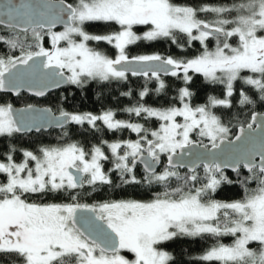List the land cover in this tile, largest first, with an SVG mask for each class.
Returning <instances> with one entry per match:
<instances>
[{
    "label": "snow or ice",
    "instance_id": "6c2138e0",
    "mask_svg": "<svg viewBox=\"0 0 264 264\" xmlns=\"http://www.w3.org/2000/svg\"><path fill=\"white\" fill-rule=\"evenodd\" d=\"M200 13H212L216 18L202 20ZM94 22L116 24L119 30L89 34L85 25ZM56 23H64L65 30L52 32ZM137 26L146 29L143 35L137 34ZM0 28L8 30L7 35H0V43L20 52L19 56H0V92L19 96L27 86L34 96L43 97L51 88L65 83L84 88L94 81L126 80L128 66L139 64L143 66L141 71L132 74L155 78L158 90L166 88L161 72L178 76L182 71L187 84L193 71L210 83L224 84L228 98L234 94V82L243 81L264 102V0H240L232 7L181 6L172 0H77L75 4H66L65 0H0ZM45 31L51 36V50L41 43ZM29 33L35 50L27 43ZM181 36L186 38L185 43L199 41L204 51L186 61L158 54L130 59L126 54L129 45L142 40L178 43ZM233 37L237 38L236 46L229 42ZM209 38L216 41L215 51L208 50ZM61 41L66 46H61ZM90 41L106 42L118 50V55L113 59L95 51L88 47ZM147 95L146 89L140 93L141 98ZM192 95L188 87L180 90L183 107L158 110L139 105L126 109L136 117L161 121L157 130L116 119L111 110L101 114L60 110L57 117L51 109L29 106L17 113L10 103L0 105V137L25 133L33 126L40 131L39 121L53 122L61 128L70 123L87 124L95 130H99V121L107 130L130 129L138 135L136 141L107 145L122 185L142 182L135 174L137 163L142 162L149 173L147 182L165 189L151 202L126 199L94 206L32 203V195L68 193L75 200L76 190L85 184L93 188L97 184L112 185L102 164L109 157L101 147L89 153L70 143L42 147L39 156L24 151L23 163H15L11 154L15 149H9L7 162H0L4 177L0 181V264H172L174 258L159 249L161 243L203 234L234 238L231 245L217 244L208 250L201 257L204 261L264 264V122L254 127L257 117L253 115L252 123L247 129L240 128L234 142L229 139V128L209 110L216 106L230 108L231 100L213 97L209 105L194 108L188 102ZM239 102L252 105L256 101L241 91ZM193 132L209 144L197 145L191 138ZM197 148L206 151L200 153ZM186 154L203 164L205 177L200 187H195L198 165L192 167L190 176L181 177L176 171L185 166L180 158ZM162 157L167 165L157 174L155 165ZM30 161L35 162L34 167L29 166ZM241 166L250 173L249 179L256 181V187L249 188L244 181L241 199H212L222 184L233 183L224 169L239 172ZM172 178L181 184L169 190Z\"/></svg>",
    "mask_w": 264,
    "mask_h": 264
},
{
    "label": "trees",
    "instance_id": "16d2710c",
    "mask_svg": "<svg viewBox=\"0 0 264 264\" xmlns=\"http://www.w3.org/2000/svg\"><path fill=\"white\" fill-rule=\"evenodd\" d=\"M68 3L75 4L77 0H65ZM181 6H211V7H229L233 6L240 0H172ZM199 18L206 21L214 20L212 13H200ZM143 28V27H142ZM87 30L95 35H104L116 31V26L113 24L90 23L87 25ZM8 30L0 28V35H7ZM48 32L42 33L43 41L42 46L46 49L51 48L50 38ZM28 44L33 45L35 50V43L31 39V33L28 34ZM186 38L181 36L178 43H173L170 40H157V41H142L141 43L131 45L129 53L133 56L141 55H161L163 57H171L176 60L186 61L200 55L204 51V45L199 41L185 43ZM234 45L237 41L232 39ZM208 50H215L216 41L214 38H209L206 42ZM232 43V42H231ZM105 45H98V49L106 51ZM106 53H109L106 51ZM110 54V53H109ZM19 56L20 52L17 49L12 52L6 45L0 43V56ZM251 75V73H246ZM189 76L192 77L191 83H185L183 74L178 76H167L161 79L165 82L166 88L159 89V83L155 78H130L127 82H93L87 85L85 89H78L69 91L62 95L50 96L43 100H37L26 94H21L19 97L14 98L10 95L0 93V105L10 103L14 107H26L29 105H39L51 108L55 111V106L64 105V109L73 112H90L96 113L100 111L111 110L116 113L115 118L129 123H138L148 128L149 130H156L161 123L157 119L147 118L145 116L136 117L134 114L128 113L126 109L143 105L145 107L155 108L158 110H165L171 107L181 105L180 90L183 87H188L193 93L188 101L192 107H201L209 105L210 98L217 99H230L232 107L216 106L211 109L222 123L229 128V139H232L239 127H245L250 123L251 116L254 113H264V102L258 98V93L251 89L250 86L243 83V81L234 82V94L228 98L226 95V87L224 84H214L207 81L202 74L190 72ZM148 91V95L141 98L140 93L144 90ZM246 92L256 102L252 105L240 104V92ZM131 93V95H125ZM67 98V99H65ZM100 125V124H99ZM78 137V134L73 132H64L67 141H72V136ZM81 143L99 142L101 140H122L132 139L129 134L124 132L111 133L105 129L100 132H81ZM100 136L99 137H97ZM79 138V137H78ZM57 137L41 132L38 134L18 135L12 137H0V162H7L5 154L9 149H15L11 154L15 163H23L25 157L24 151H31L36 155H40L42 147H50L54 143H59ZM207 143V140L199 141V144ZM198 143V142H197ZM165 158V157H164ZM29 166L33 164L29 162ZM166 166L162 167L164 170ZM161 170V172H162ZM178 171L181 177L190 176L192 173L182 170ZM199 178L195 187H200L205 177L204 168H199L196 171ZM229 180L233 181L231 184H222L218 190L212 194V199L220 202H232L242 198L244 193V185L242 182L248 181L249 188L256 187V181L249 179L250 173L246 172L243 168L236 174L225 173ZM112 185L97 184L94 188L92 186H84L81 188V194H76V199L70 198L68 193L39 196L32 195L29 202L37 204H64L78 202L80 204H87L89 206L99 205L105 202L119 201L132 199L143 202H151L156 198V195L163 193L164 186L147 182V174L145 172L136 175L140 184H127L122 185L120 173H113ZM3 174H0V181H3ZM181 184L176 178H172L169 184V190L174 189ZM234 238L231 236L214 237L209 234H203L196 237H178L172 241L164 242L158 247L161 251L168 252L174 259L172 264H216V262L204 261L201 259L208 250L217 244L231 245ZM3 261V257H0ZM7 264V262H4Z\"/></svg>",
    "mask_w": 264,
    "mask_h": 264
},
{
    "label": "flooded vegetation",
    "instance_id": "af4514ba",
    "mask_svg": "<svg viewBox=\"0 0 264 264\" xmlns=\"http://www.w3.org/2000/svg\"><path fill=\"white\" fill-rule=\"evenodd\" d=\"M65 29H61V30H57L59 32H63ZM54 32V31H53ZM130 47V46H129ZM129 47L126 49L128 51V56L130 59H132V55L129 53ZM105 49H107L106 51L109 52L111 56H113V52L112 51H108V48L109 49H114V47H112L111 45H109V47H105ZM105 51V52H106ZM116 57V55L113 56V59ZM65 74L67 75L68 73L65 72ZM171 76V75H170ZM163 76H160V78H162ZM130 78H147L143 75H133V74H128L127 73V79L126 80H122V81H110V82H127ZM95 82V81H94ZM90 83H93V82H90ZM88 83V84H90ZM87 84V85H88ZM87 85L84 87V88H78L77 86L75 85H71V84H68L67 86H65L64 88H61L59 89L58 91L52 93V94H49L46 98H49L50 96H55V95H62L63 93H66V92H71V91H75V90H78V89H85L87 87ZM20 96V95H19ZM18 96V97H19ZM44 98V99H46ZM43 100V99H42ZM39 106V105H38ZM43 107V106H42ZM64 105L62 104V106H55V111H53L51 108V110L56 114V115H59L60 114V110H65L64 108ZM48 108V107H47ZM69 112H73V111H69ZM103 111H100V112H96V113H93V114H101ZM74 113H80V112H74ZM98 125H99V130H95V129H92L91 126L85 124L84 126H78V125H75V124H69L68 126L62 128V129H51L50 131L48 132H45L49 135H51L52 137H57L59 140V143H54L52 146L50 147H62V146H67L68 144L70 143H76L78 144L79 146L83 147L85 149L86 152H91V150L94 148V147H101L102 151L105 152V154H108V152L111 154V150L108 148V144L110 143H115V142H120V143H123V142H126L128 141L129 139L126 138V139H122V140H116V139H113V140H101L99 142H88V143H81V132H86V131H89V132H100L102 130H105L106 129V126H104L102 124V122H97ZM146 128V127H145ZM66 131H69V132H73V134H78V137H76L75 135L72 136V141H67L66 137H65V142H62L64 140V132ZM111 133H116V132H124L126 134H129L132 138V141H136L139 137L138 135L135 133V132H132L130 129H125V130H119V131H111L109 130ZM41 133V132H40ZM29 135V134H28ZM97 137L100 138V136L97 135ZM109 154V155H110ZM41 155V153H40ZM108 160H111V159H108ZM102 161V164H103V170L110 175L111 179H113V176L112 174L113 173H119L118 171L115 170V166L113 163H111L110 161ZM108 161V162H107ZM161 161H162V167L164 166L165 162H166V158L162 157L161 158ZM32 164L33 162L30 161ZM110 165V166H109ZM112 166L113 169L111 168ZM144 172L143 168L140 166V165H136V169H135V174L137 175L138 173H141V172ZM146 173V172H145ZM147 174V173H146ZM159 174V172L157 173ZM149 175V174H147ZM85 186H89L87 184H85ZM76 194H81V189H78L76 190ZM143 202V201H141ZM164 243V242H163ZM162 244V243H161ZM124 255H126L129 259H132V254L130 253H123Z\"/></svg>",
    "mask_w": 264,
    "mask_h": 264
},
{
    "label": "water",
    "instance_id": "95a60500",
    "mask_svg": "<svg viewBox=\"0 0 264 264\" xmlns=\"http://www.w3.org/2000/svg\"><path fill=\"white\" fill-rule=\"evenodd\" d=\"M16 2L19 3L20 0H16ZM52 2H53V3H58L59 0H52ZM65 3L67 4L68 2L65 1ZM65 19H67V17H65ZM61 29H65V24H64V23H56V24L51 28V31H57V30H61ZM45 32H47V31H45ZM142 67H143V66H142V65H139V64H131V65L128 66V72H127V73H128V74H132L134 71L137 72V73H139V72L141 71ZM139 75H140V74H139ZM160 76L167 77V76H170V74H169V75H165L163 72H161V75H160ZM67 85H68V84L65 83V84H61L59 87H53V88H51L50 90H48L47 93H46V95L43 96V97H37V96H34V95L28 90L27 86H25L24 88L21 89L20 95H21V94H26V95H28V96H30V97H32V98L37 99V100H42V99L46 98L49 94H52V93L58 91L59 89L64 88V87L67 86ZM0 93L5 94V95H10V96H12V97H14V98H17V97H18L14 92H0ZM29 106H32V107H34V108L37 109V110L50 109V108L42 107V106H38V105H29ZM29 106H26V107H14V106H13V107L17 110V113H19L21 110L26 109V108H28ZM51 111H52V110H51ZM52 113H53L55 116H57V117L59 116V115H56L53 111H52ZM253 115H255V116L257 117L256 125H254V127L257 126V125H259V124H261L262 122H264V113H254V114H252V116H253ZM252 116H251L250 123H252ZM38 123H39V125H40V131H36V127L33 126L32 129H31V131H28V132H25V133H18V135L38 134V133H40V132H48V131H50L51 129H62V128L59 127V126H56L53 122L39 121ZM68 125H69V124H66L64 127H66V126H68ZM64 127H63V128H64ZM240 128H241V127H239V128L237 129L236 135L231 139L232 141L235 142V137H236L237 135H240ZM244 128L247 129V126H245ZM237 143H238V142H237ZM196 144L199 145V143H197V142H196ZM187 151H188V150H185L186 153H187ZM195 151L202 153V152H204V151H206V150H205V149H202V148H197ZM180 159L183 160V164H184L185 166L180 167V168H178V169H176V170H182V171L185 170V171H187V172H189V173H192V167H193V166L198 165V166H196V169H195L196 171H197L199 168H204V167H203V164H202L201 162L195 160V158H194L193 156H188V155L186 154L184 157H182V158H180ZM205 162H206V161H205ZM137 165H140V166L143 168L144 172H146L147 174H149L148 171L145 169L144 164H143L142 162H138ZM164 165H165V166L167 165V161L165 162ZM161 168H162V161H161L160 164L155 165V171H156V173H158V172L161 170ZM241 168H243V167L241 166L240 169H241ZM240 169H239V170H240ZM243 169H244L246 172H248L247 169H245V168H243ZM224 172H225V173H231V174H236V173H238V172L234 171L232 168H227V167L224 169ZM248 173H249V172H248Z\"/></svg>",
    "mask_w": 264,
    "mask_h": 264
},
{
    "label": "rangeland",
    "instance_id": "374dc122",
    "mask_svg": "<svg viewBox=\"0 0 264 264\" xmlns=\"http://www.w3.org/2000/svg\"><path fill=\"white\" fill-rule=\"evenodd\" d=\"M229 7H232V6H229ZM214 15V18H216L215 17V14H213ZM229 18H231V17H229ZM94 23H101V22H94ZM90 24V23H89ZM102 24H105V23H102ZM87 25L88 24H86L85 25V30L86 31H88L87 30ZM113 25H115L116 26V31H118L119 30V26L118 25H116V24H113ZM143 26H137L136 27V29H135V31L137 32V34H139V35H143V33H144V31H146V29L143 27ZM115 31V32H116ZM53 32V31H52ZM55 33H59V31H54ZM89 32V31H88ZM114 32V31H113ZM113 32H110V33H107V34H111V33H113ZM89 34H92V35H95V34H93V33H90L89 32ZM49 35V38H50V43H51V48H48V49H46V50H51L52 49V41H51V36H50V34H48ZM104 35H106V34H104ZM232 39H234V40H236L237 41V38H235V37H233V38H231V40L229 41L230 43L232 42V44H233V46H236V45H234V43H233V40ZM42 41H43V38H42ZM142 41H144V40H142ZM142 41H139V42H137L136 44H138V43H141ZM77 42H80L79 40L77 41ZM105 45V47H109V44H107L106 42H103V41H101V42H97V41H90V42H88V47H90V48H92L93 50H95V51H100V52H102L103 54H105V55H108L110 58H113V56L114 55H118V50H116L115 48L114 49H109L108 48V51H112L113 52V56H111V55H109V53H106L104 50H101V49H98L97 47H98V45ZM60 45L61 46H66V42H64V41H61L60 42ZM112 46V45H111ZM129 46H131V45H129ZM128 46V47H129ZM113 47V46H112ZM213 51H215V50H213ZM126 54L128 55V51L126 50ZM137 57V56H136ZM116 58V57H115ZM132 58H135V57H133L132 56ZM190 72H193V71H190ZM189 72V73H190ZM181 74H183L182 73V71L180 72ZM179 73V74H180ZM195 73V72H194ZM183 103H184V101H182L181 102V105L180 106H176V107H183ZM213 107H210L209 108V110L211 111V109H212ZM146 117V116H145ZM148 118V117H147ZM154 118V117H153ZM154 119H156V118H154ZM177 120L179 121V122H183V120H182V118H180V117H178L177 118ZM161 122V121H160ZM157 130V129H156ZM191 138L195 141V142H198L199 143V141H201V140H207L206 138H201V137H199L197 134H196V132H193L192 134H191ZM128 141H132V139H129ZM207 143L209 144V141L207 140ZM123 151H124V149H121V153H123ZM110 153L108 152V154H106V155H108V157H109V159H111V160H108V161H110L111 163H113L114 164V166H115V159H114V157H112V155L110 154ZM107 161V162H108ZM35 166V162H33V167ZM110 166V165H109ZM114 166H112L111 168L113 169V167ZM161 170H162V168H161ZM161 170L159 171V173H162L164 170H162V172H161Z\"/></svg>",
    "mask_w": 264,
    "mask_h": 264
}]
</instances>
